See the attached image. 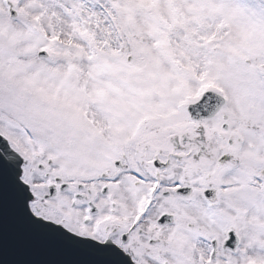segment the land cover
Wrapping results in <instances>:
<instances>
[{
    "label": "snow or ice",
    "instance_id": "snow-or-ice-1",
    "mask_svg": "<svg viewBox=\"0 0 264 264\" xmlns=\"http://www.w3.org/2000/svg\"><path fill=\"white\" fill-rule=\"evenodd\" d=\"M0 264H264V0H0Z\"/></svg>",
    "mask_w": 264,
    "mask_h": 264
}]
</instances>
